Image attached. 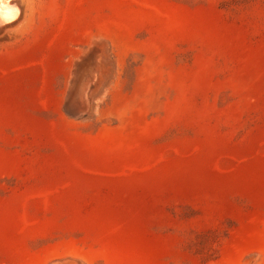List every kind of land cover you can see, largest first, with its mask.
Segmentation results:
<instances>
[{"label":"rangeland","instance_id":"1","mask_svg":"<svg viewBox=\"0 0 264 264\" xmlns=\"http://www.w3.org/2000/svg\"><path fill=\"white\" fill-rule=\"evenodd\" d=\"M0 19V264H264V0Z\"/></svg>","mask_w":264,"mask_h":264},{"label":"bare ground","instance_id":"2","mask_svg":"<svg viewBox=\"0 0 264 264\" xmlns=\"http://www.w3.org/2000/svg\"><path fill=\"white\" fill-rule=\"evenodd\" d=\"M6 5H7V4H6ZM5 10L8 11L7 9H5ZM6 11H5V12H6ZM9 11H10V10H9ZM2 12L4 13V11H2ZM6 13H7V12H6ZM8 13H9V12H8ZM8 13H7V14H8ZM11 16H12V15H11ZM7 17H8V16H7ZM3 18H4V17H3ZM3 18H2V19H3ZM4 19H5V18H4ZM0 20H1V19H0ZM7 20H8V19H7ZM8 28H9V27H8Z\"/></svg>","mask_w":264,"mask_h":264}]
</instances>
